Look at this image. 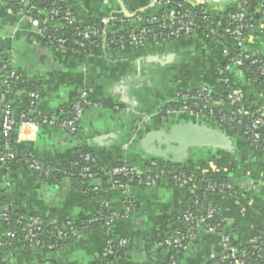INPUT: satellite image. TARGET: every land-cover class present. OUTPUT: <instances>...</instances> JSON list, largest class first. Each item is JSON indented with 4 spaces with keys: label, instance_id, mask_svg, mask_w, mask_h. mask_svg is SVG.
I'll use <instances>...</instances> for the list:
<instances>
[{
    "label": "crops",
    "instance_id": "0c3cea01",
    "mask_svg": "<svg viewBox=\"0 0 264 264\" xmlns=\"http://www.w3.org/2000/svg\"><path fill=\"white\" fill-rule=\"evenodd\" d=\"M228 1L215 2V7L202 4L205 14L222 18L235 2ZM64 2L78 27L103 22L97 45H89L85 53L49 45L29 21L23 5L16 9L9 0H0L1 62L8 63L17 78L41 91L33 105L24 88L6 98L4 77L0 76V118L8 108L14 118L24 110L30 118L60 120L71 116L79 94L90 103L76 120L74 135L36 122H20L7 140L0 134V199H7L9 206L31 221L54 229H63L70 221L91 220L100 207L121 215L107 228L78 232L72 245L54 251L27 250L23 242L0 240L3 264H104L110 239L119 244L126 241L124 254L111 264H169L172 254L162 243L176 228L172 219L184 212L190 193L162 179L152 187L126 189L96 181L101 188L95 193L83 191L67 178L77 149L106 169L123 163L142 173L154 163L160 175L168 166H175L195 178L228 182L236 191V198L211 193L203 197L207 208H216L223 229L220 234L207 232L197 218L194 237L186 250L175 256L177 264H210L220 252L223 237L246 244L264 233V147H252L241 130L219 124L208 115H189L168 107L177 92L205 90L227 113L249 118L255 112L264 117V89L235 65L224 64L226 46H236L232 30H222L217 38L200 32L177 40L150 36L139 46L116 47L109 43L116 33L114 25L107 22L110 18H122L125 22L120 30L134 32L146 20L157 17L163 3ZM138 10L142 13L136 17L123 16V11L131 15ZM43 16V24L58 28ZM247 17L253 26L243 35V50L264 62V13L258 6ZM225 99L227 103L222 104ZM185 128L193 142L182 148L170 145L172 134ZM208 132L221 137L222 142L219 138L212 139L216 140L213 143L202 140L201 135L206 137ZM6 142L13 158L1 161ZM31 158L48 166L58 178H37L26 162Z\"/></svg>",
    "mask_w": 264,
    "mask_h": 264
},
{
    "label": "trees",
    "instance_id": "16d2710c",
    "mask_svg": "<svg viewBox=\"0 0 264 264\" xmlns=\"http://www.w3.org/2000/svg\"><path fill=\"white\" fill-rule=\"evenodd\" d=\"M19 1L20 0H9V2L11 3V5L17 9V7H19ZM30 3H32V5H34L35 7H37L40 11H44L47 12L51 9V4L52 2H56L57 7L59 8L60 12L65 13L67 12L66 6H65V2L64 0H29ZM173 2V4L175 6L181 5V7H179V11L182 14H189V18H186L184 21L185 22H192L196 28L199 30L200 33L208 36V37H212V38H217V36H219V33L226 29L228 27L226 20L228 19L229 15L235 14L237 12L238 9H242L243 11H245V13H247L248 15H252L255 13L256 9L258 8V3L260 1L263 0H234L235 2H240V4L238 3V6L235 2L234 5H232L229 9H227V11L225 12V14L223 15V17H211L208 14H205V8L203 5H196V6H191V5H187L185 3H183L181 0H171ZM231 1V0H230ZM233 1V0H232ZM229 2V1H228ZM225 4V3H224ZM234 7H238L237 9H235ZM164 9H166V7L163 4V9L160 10L157 14V17H160L162 15V12L164 11ZM29 18H33L39 21V23L41 24V27H44L46 30L44 32L45 37L47 38V36H52L54 38L57 39H65L67 43H65L64 48L67 49H72L77 51L78 53H85L88 49V45L86 44V46L81 49L78 46L75 45V42L77 41V38L75 37L77 35V33H83L84 30H86L87 28H81L78 27L75 24L73 25H69L66 23H62L63 27L62 28H52L49 27L48 25H43V22L45 20V17L43 16L42 13H29ZM249 17H246L245 20L243 21V23H247L250 26H253V22L250 21L248 19ZM54 21H57V18H54ZM150 21V20H148ZM103 22L102 21H97L94 22V26L92 28V30L94 31H100V29L103 27ZM109 24L112 25V22H109ZM115 31L118 33L116 36H112L109 37V41L113 40V39H118V37H122L124 40L128 39L130 36V32L131 31H122L120 30V24H113ZM233 33L235 31V26H230L229 27ZM146 30H150L151 33L154 34H160L161 31V26L158 23L155 24H151V22H148V24L145 26ZM218 31V32H217ZM244 33L247 32L246 30L243 31ZM219 38V37H218ZM78 40L80 41V38H78ZM48 41V40H47ZM52 46L58 47L57 44L54 42ZM226 50H227V56L224 57V64L225 65H229L231 63L232 59L237 58V56L239 55V51L235 48V47H231V46H226ZM248 53V52H246ZM250 54V53H249ZM251 55V54H250ZM252 58H257L260 59L262 66H264V62L262 60V58H260L259 56L256 55H252ZM224 65V66H225ZM258 66H254L250 64V61H243L242 62V66L239 67V69L242 70V72L249 77L251 80L255 81L262 89H264V77L260 76L258 74L257 71ZM4 72L0 71V76H3ZM10 85H11V93L10 94H6V98L11 97V95H13L14 92L24 88L26 89L28 92L30 93H36L38 96V99L40 97L41 91L39 89V87H37L36 85L27 83V82H23L22 79L15 77L14 79H12L10 81ZM201 91V90H200ZM181 95H185L187 98V102L186 105L193 111L197 112L198 114H205L207 113L208 109H204L203 107H205L207 104L208 106L213 109V119L214 121H216L219 124H223V125H231L239 130H241L243 132V134L245 135L246 141L254 148H260V147H264V127H261L257 130V132L252 129V119L254 117H257V115H259V113H253L249 118H242L239 117L235 114L232 113H227L224 108L223 105H219V106H215V104L218 102L217 98H215L214 96L211 95H207L204 94V96L206 97H198L199 95V91L196 92H178ZM36 100V99H35ZM209 100L208 103H206ZM35 102V101H34ZM227 103L226 99L224 100V102H222V104ZM168 107L171 108H176L178 107V103L174 102L170 105H168ZM167 107V108H168ZM166 108V109H167ZM162 111V116L165 115V111ZM21 112L20 114H25L26 115V120H30L33 122H36L37 124H42V121L46 120L44 118H30V116L28 115L27 111L24 110H20ZM220 117H225L226 120L225 121H221ZM264 118V117H263ZM12 119L15 122V125L12 129V131L15 129V127L17 126V124H19L20 122H22L18 117H12ZM233 119V122H228L230 120ZM48 120V119H47ZM62 120V119H60ZM1 130V127H0ZM11 131V133H12ZM11 133L9 134V136H11ZM258 133L261 136V139L258 141L254 140L253 135ZM11 145V144H10ZM88 157V154L81 150V149H77L76 153L74 154V159H73V171L70 175H67V178H69L70 180H72V182H74L80 189H82L83 191H89V192H93L97 191V189L101 188V186L95 188L90 186V181L88 182V178H87V173H84L83 170L84 169H88V173L92 174L95 176V178L100 177L101 178V182L103 184H107L109 186H112V183L115 181V177H111V178H106L105 175H110L111 174V169L116 167V166H120L123 165V163H119L116 164L114 167L110 168V169H106L104 167H101L100 165H98L94 160L93 161H86V158ZM28 158V156H27ZM35 160H33L31 158L30 159H26V162L28 164H30L31 162H33ZM36 163H38V165L42 168L43 172L39 173V172H34L35 175L37 176V178H39L40 180H43L45 178H49V179H55L58 178V176L53 175L52 173H50L48 171V169L45 165H42L40 162L35 161ZM128 165V164H125ZM174 169V171L177 172V174H181L185 177H190L192 176L191 174H189L187 171L180 169L178 167L175 166H168L167 171ZM155 170V168H154ZM166 171V172H167ZM156 172V171H155ZM165 172V173H166ZM168 175H165L164 177H166ZM118 180L123 184V186L126 187H134V186H142L143 185H139L135 180H132V182H129V180L123 178V177H119ZM175 184L180 185V182H175ZM217 184L218 186H230L228 184V182L222 181V182H218V183H214L213 181H211L208 178H195V180L190 184V185H196L201 191L198 192L196 194L198 200H196L192 194L187 195V200H186V210H189L190 212H194L197 208V205L202 206L205 205L203 202V197L208 194L205 190L206 187L208 185H215ZM217 186V188H218ZM185 188V187H184ZM216 188V193H219V189ZM231 189H229L228 191H223L220 195L231 198L233 196V194L236 195V191L230 186ZM186 189V188H185ZM187 190V189H186ZM188 192V191H187ZM189 194V193H188ZM130 200H127V204L129 203ZM197 203V204H196ZM0 207L2 208V210L0 211V240L8 243L11 242H23L26 249L27 250H32L34 248H44L46 250H50V251H54V250H58L61 248H65L67 246L72 245L76 239L77 236L71 232L68 231V229H74L78 232L80 231H87L92 227H98V228H107L109 225L107 224V219L112 215V214H117V215H121L120 213H114L111 210H109L106 207H100L99 208V212L97 214L96 217L91 218V220L88 221H84L83 223L81 221H70L67 222L64 226L63 229H54L53 227H47L44 224H40L38 222L37 226L35 228H39V230L37 231L36 229H31L28 226V223L26 222L25 219H27L28 221H31V219L24 215L23 213L16 211L15 209H13L11 206H9V202L7 199L2 198L0 199ZM206 207V205H205ZM182 213H179L178 215H176L173 219L172 222H182ZM2 215H5L6 220L4 221L2 219ZM25 218V219H24ZM95 220L94 223H91V221ZM34 222V221H33ZM208 224L210 226L216 227L217 231H221L223 229V221L217 216L215 215L213 217L212 220H210L208 222ZM183 226H181L182 228ZM194 227V233L196 231V226L195 224L193 225ZM67 229V230H66ZM31 231V233H30ZM67 231V233H65ZM32 232L33 234H36V237H34L33 239L30 238V235L32 236ZM60 232L62 234H60ZM10 234V235H9ZM28 235H29V239H28ZM168 236H171V234H169ZM255 239H259V243L260 245H251L250 243H246V244H239L235 241H233L232 239H230V241L228 242L229 245L233 248H235L238 251V262L241 264H264V233L260 232L258 234H256ZM111 243L109 244V248L112 251V254L110 255H104V264H111L112 262H114L115 260H117L118 258H120L125 251V247L124 245H120L118 242H115L113 240H109ZM189 242H185L184 245H186L187 248V244ZM50 247V248H49ZM49 248V249H48ZM258 248V249H257ZM171 254L174 256V250L171 249ZM221 251L217 254V256L213 259V261L210 264H233V260L227 259L224 262H222L220 260V256H221ZM178 257V256H177ZM174 259L175 258L174 256ZM0 264H3V262L0 259Z\"/></svg>",
    "mask_w": 264,
    "mask_h": 264
},
{
    "label": "built area",
    "instance_id": "2783aa9c",
    "mask_svg": "<svg viewBox=\"0 0 264 264\" xmlns=\"http://www.w3.org/2000/svg\"><path fill=\"white\" fill-rule=\"evenodd\" d=\"M164 6L166 7V9H164V11L162 12V15L160 17H155L152 21H148L146 20L144 22V25L138 29V31H134V32H130V36L129 38L126 40H124L122 37H118V39H113L111 40L109 43L113 46L116 47H121L122 45H127V46H139L142 45L144 43V41L146 40L147 37L153 36L158 38L159 40H163V39H179L182 38L184 36H188L194 32H199V30L196 28V26L192 23V22H185L184 20L186 18H189V14H182L179 11V7H181V5L175 6L173 4V2L171 0H160ZM183 3L187 4V5H191V6H196V5H202V4H196V3H191L187 0H181ZM219 0H213V2H217ZM20 5H23L26 8V11L29 13H42L45 14L46 17L48 18L49 21H53L56 23V26L58 28H62L63 25L62 23H66L69 25H73L75 24L74 19L72 18V16L70 15V13L65 12L62 13L60 12L59 8L57 7L56 2H52L51 4V9L47 12L44 11H40L37 7H35L34 5H32V3H30L29 0H20L19 1ZM259 7L264 10V0L263 2H260ZM247 17V13H245V11H243L241 8L237 10V12L235 14L229 15L228 19L226 20V23L228 25L227 28H229L230 26H235V31H234V36L236 38V46L235 48L239 51V55L237 56V58L232 59L231 63L229 65H235L236 67H241L242 66V62L243 61H250L251 65L254 66H258L257 71L258 74L260 76L264 77V66H262L260 59L257 58H252L249 53H246L243 50L242 47V39H243V35L244 32L243 31H248L249 29L252 28V26L248 25L247 23H243V21L245 20V18ZM54 18H57V21H54ZM29 21L31 22L32 25H34V27L38 28V31L41 32V34L43 35L44 40L46 41V43H48L49 45H53V43L55 42L57 44L58 47H64L66 40L65 39H57L52 37V36H47V38L44 35L45 32V28L41 27V24L39 23L38 20L33 19V18H28ZM62 22V23H61ZM109 22H112V24H124V20L122 18H110ZM148 22H151V24H155L158 23L161 26V33L160 34H154L151 33L150 30H146L145 26L148 24ZM45 25V24H43ZM95 25V24H94ZM93 25V26H94ZM93 26L91 27H87L86 30H84L83 33H77V35L75 36L77 38V41L75 42V45L78 46L79 48L83 49L86 44L89 45H97V40H98V31H94L92 30ZM230 29V28H229ZM233 32V31H232ZM118 33L116 32L113 36H116ZM78 38H80V41L78 40ZM48 40V41H47ZM225 56H227V50H225ZM0 71L4 72V81H3V86H4V92L5 94H9L11 93V85H10V81L12 79H14L16 77L15 73L12 71V69L10 68V65L8 63H4L2 64L1 62V56H0ZM204 94L208 93L205 90H201L199 91V95L198 97H206L204 96ZM38 95L36 93H30V97H31V105L34 104V101L37 100ZM209 96V95H208ZM36 99V100H35ZM208 103L209 100H206ZM175 102L178 103V107L177 109L180 110V112H184L187 113L189 115H193V114H198L197 112L191 110L187 105V98L185 95H181L178 92L176 93V97H175ZM90 103L87 100L86 96L82 93L79 94L72 105V113L71 116L66 118V119H62V120H55V119H48V120H44L42 121V125H52V126H56L66 132H68L71 135H74L77 132V126H76V120L82 116L83 112L85 111V109L87 107H89ZM220 104H218L219 106ZM216 106V104H215ZM204 109H208L206 115H208L210 118L213 117V109L212 107L210 108L208 106V104L203 107ZM174 109V108H172ZM11 110H9L8 108H6L1 115L0 118V134L3 136V138L5 140H7L9 138V134L11 133L15 122L12 119L11 116ZM19 119L22 122H30V123H35L33 121L30 120H26V115L22 114L20 115ZM213 119V118H212ZM221 121H225L226 118L225 117H220ZM228 122H233V119L228 121ZM252 129H254L256 132L259 128L264 127V118L259 114L257 115V117H254L252 119ZM254 140L258 141L261 139V136L256 133L253 135ZM13 158V155L10 152V147L8 142L5 143L4 147L2 148V153H1V161H7ZM86 161H93V158L88 155V157L86 158ZM29 169H31L33 172H39L42 173L43 170L42 168L38 165V163H36L35 161L31 162L30 164H28ZM156 167V165L154 163H152L151 165H149V167L144 171V172H139L138 170H136L134 167H131L129 165H120V166H116L114 168L111 169V174L109 175H105L106 178H111L112 176L115 177V181L112 183V187L118 188V189H126L128 187L123 186V184L118 180L119 177H123L127 180H129V182H132V180L137 181V183L139 185H143L144 187H152L154 186V184L162 179V180H169L171 182H173L175 184V182H180L181 184L179 186L181 187H185L187 189V191L192 194V196L198 200L196 194L198 192H200L201 190L196 186V185H190L194 180L195 177L190 176V177H185L181 174H177L176 171H174V169L172 168L171 170H168L166 173L163 174H158L155 172L154 168ZM84 173H87V178H88V182L90 181V186L92 187H99L98 184L96 183V181H98L99 183L101 182V178L97 177L95 178L94 175L88 173V169H84L83 170ZM165 175H168L166 177H164ZM217 184L215 185H208L206 187V192L209 194H217L216 193V188H217ZM219 189V193L221 194L223 191H228L230 188V186H218ZM217 194V195H220ZM237 196L235 194H233V196L231 198H236ZM197 204V203H196ZM2 210V208L0 207V211ZM216 215V208L211 207V208H207L205 207V205L199 206L197 205V208L194 212H190L189 210H184L183 214H182V222H176V228L173 230V233L171 234V236H166L163 240L162 245L165 246L167 249L170 250L171 249L174 250V256L179 255L180 253H182L183 251L186 250V245H184L185 242H190L192 240V238L194 237L195 233H194V227L193 225L195 224V221L197 218H200L202 223H203V227L207 232H217L218 234H220V232L222 231H217L216 227L210 226L208 224V222L210 220L213 219V217ZM120 216L117 214H112L108 219H107V224L110 225L114 220H116L117 218H119ZM2 219L5 221L6 217L5 215H2ZM25 219V218H24ZM26 222L28 223V226L33 230L36 229L37 231L39 230V228H35L37 226L36 222L33 221H28L27 219H25ZM95 220L91 221V223H94ZM36 225V226H34ZM181 226H183L181 228ZM67 230V229H66ZM69 232L75 234L77 236L78 231L74 230V229H68ZM31 233V231H30ZM67 233V231L65 232ZM60 234H62L60 232ZM10 235V234H9ZM34 237H36V234H33L32 232V236L30 235V238L33 239ZM256 237L252 238L248 243H250L251 245H257L259 246L260 243L258 242L259 239H255ZM28 239H29V235H28ZM30 240V239H29ZM230 238L229 237H223L221 239V243H220V251H221V256H220V260L222 262H224L227 259L233 260V264H241L238 262V251L231 247L229 245ZM111 242L108 241L107 245H106V250H105V254L106 255H110L112 254L111 249L109 248V244ZM120 245H126V241H122L120 242ZM50 248V247H49ZM48 248V249H49ZM258 249V248H257ZM174 256L172 255V258L169 262V264H177L176 259H174Z\"/></svg>",
    "mask_w": 264,
    "mask_h": 264
},
{
    "label": "water",
    "instance_id": "95a60500",
    "mask_svg": "<svg viewBox=\"0 0 264 264\" xmlns=\"http://www.w3.org/2000/svg\"><path fill=\"white\" fill-rule=\"evenodd\" d=\"M142 13V10H138L136 11L135 13L131 14L130 13H127L126 11H123V16L126 18V19H131L133 17H136L138 14ZM36 29H38L36 27ZM31 116V115H29ZM189 129L185 128V129H180V130H177L174 134H172L171 138L169 139L170 140V145L172 144H177V146L179 148H182L186 145H190L192 142L190 141V139H192V137L190 136V139H189ZM218 136V135H217ZM215 135V133H212V132H208V135L206 137H203L201 135V139L202 140H206L208 143H213V142H216V140H212V139H217L219 138V136L217 137ZM222 142V139L221 137L219 138ZM64 184V183H62Z\"/></svg>",
    "mask_w": 264,
    "mask_h": 264
},
{
    "label": "bare ground",
    "instance_id": "6f19581e",
    "mask_svg": "<svg viewBox=\"0 0 264 264\" xmlns=\"http://www.w3.org/2000/svg\"><path fill=\"white\" fill-rule=\"evenodd\" d=\"M187 1H189V2H191V3H196V4H208L209 2H212V1H210V0H187ZM205 1V2H204ZM222 1H224V0H219V1H217V2H222Z\"/></svg>",
    "mask_w": 264,
    "mask_h": 264
},
{
    "label": "rangeland",
    "instance_id": "374dc122",
    "mask_svg": "<svg viewBox=\"0 0 264 264\" xmlns=\"http://www.w3.org/2000/svg\"><path fill=\"white\" fill-rule=\"evenodd\" d=\"M205 1H206V0H205ZM205 1H204V2H205ZM210 1H212V0H210ZM231 1H232V0H231ZM233 1H234V0H233ZM222 2H223V1H222ZM229 2H230V1H229ZM260 2H263V1H260ZM216 4H217V3H215V2L212 1V2H209L207 5H210V6H212V7H215V6H217ZM237 6H238V5H237ZM234 8L237 9L236 7H234ZM260 13H262V14L264 13V10L262 9V7L260 8ZM139 27H140V26H139ZM138 29H139V28H137L135 31H138ZM179 39H180V38H179ZM176 40H177V39H176Z\"/></svg>",
    "mask_w": 264,
    "mask_h": 264
}]
</instances>
